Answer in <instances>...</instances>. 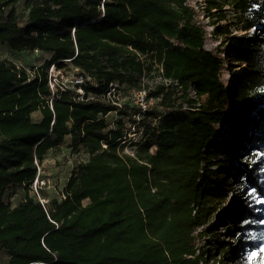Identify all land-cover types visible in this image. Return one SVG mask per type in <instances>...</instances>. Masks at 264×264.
I'll return each instance as SVG.
<instances>
[{
    "label": "trees",
    "instance_id": "16d2710c",
    "mask_svg": "<svg viewBox=\"0 0 264 264\" xmlns=\"http://www.w3.org/2000/svg\"><path fill=\"white\" fill-rule=\"evenodd\" d=\"M224 3L243 30H256L246 36L215 29L225 38L227 61L244 66L234 91L221 80L224 60L205 49V31L187 0H0V47L49 55L33 72L0 55V254L6 264H214L196 238L217 233L209 219L238 170L228 156L236 158L238 133L246 135V110L264 102V0H205L204 9L215 16L212 10L222 11ZM225 18L221 12L217 20ZM67 63L83 82L51 89L48 68ZM151 71L162 80L145 92L153 100L145 109L131 96L107 97L116 87L144 90L142 78ZM190 89L195 97H188ZM128 120L142 128L132 154L123 152ZM67 137L71 150L85 151L87 159L75 163L57 195L41 189L42 204L31 190L35 160L43 163ZM257 139L264 144V127L246 141ZM244 171L264 196V170L254 164ZM16 192L22 199L12 206L8 196ZM235 200L221 221L244 217L241 230L259 231L254 207L239 195ZM247 236L237 240L255 248ZM214 244L230 264L229 249L217 238Z\"/></svg>",
    "mask_w": 264,
    "mask_h": 264
},
{
    "label": "rangeland",
    "instance_id": "374dc122",
    "mask_svg": "<svg viewBox=\"0 0 264 264\" xmlns=\"http://www.w3.org/2000/svg\"><path fill=\"white\" fill-rule=\"evenodd\" d=\"M223 1V0H217ZM187 3L190 4L196 11V20L197 23L205 31L206 39L204 42L205 49H208L218 55H220L224 62L222 65L220 78L228 86L229 90L234 91V88L239 83H236V72L244 69V66H240L238 63L227 61L229 54L226 52V42L224 37L217 34L215 30L217 26L228 27L231 31V35H246L251 36L256 33L254 28L249 30L242 29V23L237 21V13L232 6L224 3L222 11L212 10L215 13V16H210L209 13L204 9L205 0H187ZM216 11V12H215ZM223 12L226 15L225 19L217 20L219 13ZM0 55L2 58L10 59L14 61L17 65L23 66L28 69L29 72H33L36 68H39L43 62L49 57L47 54H42L40 52L32 53H13L7 47H0ZM229 64H227V63ZM156 67V65H155ZM48 73L54 75L53 83L63 82V83H72L74 76L78 73V69L73 67L71 64L67 63L63 69L56 70V68H48ZM162 78L158 75L157 72L151 71L142 78V85L144 86V91L153 88ZM167 82L166 80H164ZM169 83V82H168ZM112 93H115V97L119 99L120 102L126 100V96H133V91L135 89L123 90L122 88L116 87L111 89ZM188 97H195L194 91L189 90ZM110 96H113L111 94ZM115 99V98H114ZM255 99H262L260 95H257ZM133 103V102H132ZM184 103L183 108L186 107ZM264 111V102H257V105L250 106L246 110V116L249 118L246 125V135L248 137H253L254 132L261 127H264V121L260 112ZM236 120L244 121V116L240 115L235 111H231ZM173 115H163L156 119L153 123L157 124L160 119H168ZM34 119L39 118V113L33 114ZM108 118L114 120L117 118L115 113L108 114ZM138 118V116H137ZM126 120V119H125ZM253 124H250V123ZM125 129L128 131L129 140L123 147V152L133 153L134 149L137 148V145L134 144L135 141L141 140L142 138V128L137 130L133 128V125L130 120L125 124ZM245 134L238 133V145L240 147L231 150L232 155L228 156V159L231 163L236 165L238 169L235 175L230 178L232 181L231 189L228 190L226 197L221 203H216L214 205V211L209 219V224L215 222V231L217 232L215 236L207 233L205 235H198L196 238V244L201 250H204L209 253L212 260L209 259L210 263L214 264H228L225 256L220 254L222 250H216L214 239H218L221 243V249H229L231 254L230 264H264V196L258 193L256 187H254L247 178V171H244L249 165L256 164V171L261 169L264 170V144L260 143V139H257L253 142L248 143L246 141L247 136ZM87 153L83 150L79 152H74L69 146V137L65 138L64 143L53 150H50L46 159L41 165L40 179L43 180L42 185L43 190L47 191L51 195L58 194L64 187L72 167L77 161H84L87 159ZM218 166H213V169H217ZM262 181V186H264V179L260 178ZM239 195V199L244 203L251 205L255 213L257 223L260 226V230L257 232L241 230L245 223L244 217H236L232 222L226 221L222 222L220 217L224 216V211L231 205H237L235 196ZM9 201H11L12 206L17 205L22 199V193L16 192L12 196H8ZM239 201V202H241ZM234 223L239 226V228L234 229ZM229 226V227H227ZM202 227L196 229V234L202 230ZM242 234V240L247 239L248 236L254 239L256 247L248 246L244 244L242 246L241 241L237 240V235ZM6 256L0 254V264H6Z\"/></svg>",
    "mask_w": 264,
    "mask_h": 264
},
{
    "label": "built area",
    "instance_id": "2783aa9c",
    "mask_svg": "<svg viewBox=\"0 0 264 264\" xmlns=\"http://www.w3.org/2000/svg\"><path fill=\"white\" fill-rule=\"evenodd\" d=\"M33 52H39V51L37 49H35ZM49 68L51 70V68L53 69L56 67L54 65H51ZM56 70H60V69L56 68ZM53 79H54V75L48 73V83H49V86L51 89H54L56 86H59L60 88H62L66 84H71V85L74 84L75 85V84H81L83 82V76H82V74H79V73H77L74 76L73 80H71L72 83H63V82L53 83V81H52ZM111 89H113V88H111ZM111 89L106 94L108 98L110 97V93H112ZM78 92L80 94L83 93L82 89H78ZM131 98H132V102L134 105L141 106L143 109H145L153 101L152 98L147 99L145 97V91L144 90H134L133 96H131ZM35 164L37 167V174H36L34 181L32 182L31 190H32V193H34L38 197L40 202L42 204H45L47 202V198L41 197V192H40L41 189H43V187H42V185H38L39 181H40V184L43 183V180L40 179V172H41L42 163H38V161L35 160Z\"/></svg>",
    "mask_w": 264,
    "mask_h": 264
},
{
    "label": "bare ground",
    "instance_id": "6f19581e",
    "mask_svg": "<svg viewBox=\"0 0 264 264\" xmlns=\"http://www.w3.org/2000/svg\"><path fill=\"white\" fill-rule=\"evenodd\" d=\"M244 73H245L244 69H241V71L236 72V74H237L236 79H238V77H239L240 75H242L236 83H238V82H240V81L242 80Z\"/></svg>",
    "mask_w": 264,
    "mask_h": 264
}]
</instances>
